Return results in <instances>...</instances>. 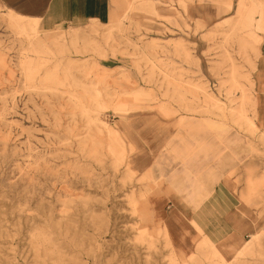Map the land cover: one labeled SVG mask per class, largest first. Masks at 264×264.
Segmentation results:
<instances>
[{"label":"rangeland","instance_id":"1","mask_svg":"<svg viewBox=\"0 0 264 264\" xmlns=\"http://www.w3.org/2000/svg\"><path fill=\"white\" fill-rule=\"evenodd\" d=\"M194 1L133 0L108 27L39 19L37 32L0 11V264H264V232L243 256L175 251L128 168L118 118H179L209 132L264 225V0H234L216 27L186 15Z\"/></svg>","mask_w":264,"mask_h":264},{"label":"crops","instance_id":"2","mask_svg":"<svg viewBox=\"0 0 264 264\" xmlns=\"http://www.w3.org/2000/svg\"><path fill=\"white\" fill-rule=\"evenodd\" d=\"M132 2L119 0L117 7L124 9ZM212 2L223 6L195 0L187 5L186 15L200 25L215 27L232 17L234 0ZM117 7L112 0H0V11L5 14L59 24L46 31L89 20L108 27ZM117 121L120 134L132 148L128 150V168L140 180L138 189L148 191L140 204L144 220L149 229L165 231L175 251L189 256L208 242L215 246L214 253L231 258L249 237L260 233L264 225L256 220L255 202L244 201L248 189L243 181L229 177L228 167H218L212 161L207 130L193 132L189 127L185 132L179 118L168 121L153 111L131 113ZM209 123L226 130L223 122Z\"/></svg>","mask_w":264,"mask_h":264},{"label":"bare ground","instance_id":"3","mask_svg":"<svg viewBox=\"0 0 264 264\" xmlns=\"http://www.w3.org/2000/svg\"><path fill=\"white\" fill-rule=\"evenodd\" d=\"M147 2L148 3H150V1H148L147 0ZM264 14V13H263ZM16 15V14H15ZM18 18H20V19H26L27 20V23L25 24L26 25V28H28V29H32V30H35L36 32H37V30L39 29V26H40V24H39V21L37 20V19H31V18H26V17H23V16H19V15H16ZM29 25V26H28ZM57 25H59V24H57ZM57 25H54V27L55 26H57ZM257 41V43H262V39L261 38H258V40H256ZM255 46H256V44H255ZM254 46V47H255ZM254 83H255V81H254ZM243 100H245V101H248V102H252V103H254V107L256 106H258V105H260V100H259V98L256 96V97H254L253 99H251L250 97H246L245 99H243ZM251 100V101H250ZM142 229L144 230V231H146V232H148L144 227H142ZM262 232H264V227H263V229L260 231V233H257V234H254L253 235V238L251 239V240H248L247 242H245L244 243V245H243V247L242 248H240L239 250H237L236 252H235V254L236 255H242L243 256V254H245L247 251H249V250H251V249H253V247L255 246V244H256V242H255V239H257L259 236H260V234L262 233ZM264 234V233H263ZM216 256L218 255V256H220L217 252H215L214 253ZM221 257V256H220ZM222 258H224V257H222ZM224 260V259H223ZM226 264H230L229 262L228 263H226Z\"/></svg>","mask_w":264,"mask_h":264}]
</instances>
